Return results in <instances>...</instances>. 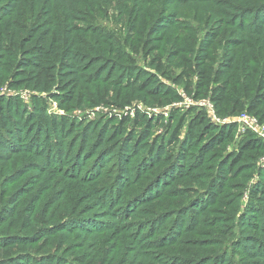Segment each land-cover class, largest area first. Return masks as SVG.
<instances>
[{
	"label": "rangeland",
	"instance_id": "obj_1",
	"mask_svg": "<svg viewBox=\"0 0 264 264\" xmlns=\"http://www.w3.org/2000/svg\"><path fill=\"white\" fill-rule=\"evenodd\" d=\"M194 3L184 6V0H0V20L23 19L35 6L41 30L61 19L92 45H97L98 40L114 44L112 51L126 50L135 61L134 68L154 73L161 57L175 78L181 74L180 66L191 72L186 62L194 60L193 51H198L203 40H210L211 53L217 61L227 53L236 58L237 65H264V0ZM87 42L81 40L80 46ZM4 60L8 61V57ZM107 68L111 72L113 67ZM118 74L117 68L114 79ZM158 75L177 90L180 99L159 104L139 97L123 105L99 103L64 109L56 89L36 92L25 86L11 88L8 83L0 88L1 98L18 97L29 109L32 100L39 106L43 102L48 115L64 116L76 123L70 124V135L69 130L52 131L51 137L58 141L52 148L48 135L46 141L34 136L32 141L20 143L24 148L7 161L14 170L7 171L0 182L16 193L6 203L0 202V224L9 233H20L29 225L36 234L0 236V257L11 255L9 264H41L43 260L44 264H264V222L257 220L264 219V150L228 170L224 184L219 183L205 199V191L199 189L187 197L177 192L173 179L163 186L166 174L159 177L155 171L167 165V160L151 172L146 168L147 162L140 167L147 152L142 154L140 150L153 147L159 138H164L169 157L177 154L193 117L191 108L200 106L199 101H211L209 97L195 98L183 85ZM185 75L181 80L184 84ZM190 78L195 81L192 73ZM34 96L39 99L35 101ZM114 96L115 92L110 91L108 101L114 102ZM176 109L179 114L169 119L170 112ZM204 109L213 124L236 123L233 140L220 143V151L225 156L232 155L244 131L238 121L242 113L220 116L214 106L213 111ZM23 114L27 117L21 111ZM141 115L152 124L142 121L134 126ZM158 119L164 123H157ZM121 122H126L124 133L118 136L116 130ZM165 126H169L167 130ZM90 129L95 132L86 135ZM125 137H133V143L126 144L125 153L111 151L110 147H119ZM141 141L146 147L140 144V148L132 149L131 144ZM88 142L94 147L91 154ZM197 144L195 149L200 147ZM196 151L192 149L187 154L183 169L193 164L192 153ZM3 152L11 156L8 149ZM152 160L153 156L149 162ZM128 174H136V184L127 182ZM153 182L161 183L158 190ZM203 199L208 200L206 205L197 206ZM258 209L261 213L254 212ZM17 236L34 239L30 244L13 241ZM28 253L34 255L29 256L32 259L24 257Z\"/></svg>",
	"mask_w": 264,
	"mask_h": 264
},
{
	"label": "trees",
	"instance_id": "obj_2",
	"mask_svg": "<svg viewBox=\"0 0 264 264\" xmlns=\"http://www.w3.org/2000/svg\"><path fill=\"white\" fill-rule=\"evenodd\" d=\"M197 1L204 5L210 3V0H195V2ZM184 2V6L195 4L194 0H184ZM35 9L37 7L34 6L28 15L23 16V19L0 20V88L8 83L11 88L25 86L36 92L46 93L56 89L60 93L61 106L64 109L92 106L99 103L123 105L132 102L133 98L136 100L139 97L144 102L159 104L171 103L180 99L177 90L159 78L158 74L160 73L163 77L183 85L189 93L193 92L195 98L209 97L220 116L247 111L248 114L250 113L259 121L264 122V65L254 68H251L248 63L237 65L236 58L227 53L221 55L217 61L216 56L211 53L210 40H203L198 45V51H193L194 60L188 59L186 62V66H189L191 72L180 66L181 74L175 78L171 71L164 67L161 57L158 58L154 73L142 71L134 68L135 61L126 50L112 51L114 44L98 40L97 45H92L90 41L87 42V39L80 38L73 33L70 30V25L61 19H58V22L53 21L49 28L41 30L38 13L34 12ZM58 18L61 17L58 16ZM211 33L209 34L212 37ZM81 40L84 43L87 42L83 47L80 46ZM4 57H8V61H5ZM119 63L122 64L121 67ZM109 65L113 67L111 72L107 68ZM117 68L119 70L118 78L114 79ZM90 71L92 72L91 76ZM122 72L123 75L120 74ZM191 73L195 77V81L190 78ZM183 74H187L185 75L187 80L185 84L181 82ZM110 91L115 92L114 102L108 101L107 96ZM33 99L36 101L39 98L34 96ZM35 104L32 100V107L29 109L18 97L5 99L0 96V177L7 171L14 170L13 164L7 163V161L11 160L14 153H18L24 148L20 143L32 141L31 138L34 136L46 141V135H48L47 141L52 148L53 144L58 143L56 137H51L52 131L65 133L69 130L68 134H72L69 128L70 124L75 126L76 123L73 120L64 116H50L44 107L45 103L40 102V106L39 103ZM200 106L191 108L193 117L188 122L184 139L178 145L177 154L169 157L168 150L166 151L164 148V138H159L153 147L140 150L142 154L147 150L140 167L142 168L147 162L146 168L149 167L148 171L151 172L167 160V165L163 166L160 171H155L156 176L159 177L166 174L165 180L160 179L165 182L163 186L166 181L173 179L171 183L177 192L185 193L187 197L194 196L189 192L198 193L196 190L199 189L205 191L203 194L205 199L217 189L219 183L224 184L228 170L231 171L238 162L244 164L246 157L261 153V150H264V140L256 136L252 130L246 129L242 132L240 139L236 141V151L232 155L225 156L224 152L220 151V146L233 140L237 125L236 123L224 126L213 124L205 113L204 106ZM21 111L27 113V117L24 116L25 114L21 115ZM177 114H179L177 109L172 110L169 119H173ZM15 121H18L16 125ZM142 121L148 125L152 124L147 117L141 115L135 120L134 126ZM126 122H121L117 126L118 136L124 133ZM157 123L163 124L164 121L158 119ZM181 125L182 123L178 129L181 128ZM20 126L23 127L21 131H19ZM168 127L165 126V130ZM90 131L86 130L85 134L89 135L95 132L94 129H90ZM132 133L135 132L132 131ZM177 135L178 131L175 138L178 137ZM73 136L66 139L67 143H70ZM144 142L141 141L137 145L131 144L133 145L132 149L140 148V144H143L142 147H146ZM198 142L200 147L195 149L198 147ZM128 143H133V137L121 139L119 147L115 144L110 149L124 154ZM86 146H91V143L88 142ZM90 148L91 150L88 152L91 154L94 147ZM5 149L10 151L11 156L3 152ZM192 149L197 150L196 153H192L194 154L193 164L183 169L185 161L188 159L187 154L192 152ZM248 150L252 153H248ZM152 156L153 160L149 162ZM128 175L130 178L127 179V182L135 183L136 174ZM196 176L197 180L194 181ZM127 182L126 184H128ZM5 186L6 184L0 182V202L3 203H6L16 193ZM152 186L158 190L161 183L153 182ZM254 190L252 189V192ZM261 191L264 193L263 188ZM204 199L197 202V206L206 205L208 200L205 202ZM192 210L195 211V209ZM254 212L261 213L260 209ZM257 220L259 223L264 222L262 217ZM5 234H22L31 237L36 234V231L26 225L24 231L20 230V233H9L7 227L0 224V236ZM33 239V237L17 236L13 241L30 244L29 241H33ZM1 247L2 243H0ZM10 256L5 253L0 257V263L9 264L12 261V259H8ZM25 256L32 257L34 255L28 253ZM29 259L32 258L29 257ZM43 261L41 264H44ZM213 264L219 263L213 262Z\"/></svg>",
	"mask_w": 264,
	"mask_h": 264
},
{
	"label": "built area",
	"instance_id": "obj_3",
	"mask_svg": "<svg viewBox=\"0 0 264 264\" xmlns=\"http://www.w3.org/2000/svg\"><path fill=\"white\" fill-rule=\"evenodd\" d=\"M198 105L204 106L209 111H213V105L208 101H199ZM239 124L245 129H250L257 133L264 140V124L260 123L258 119L248 113H242L239 117Z\"/></svg>",
	"mask_w": 264,
	"mask_h": 264
}]
</instances>
